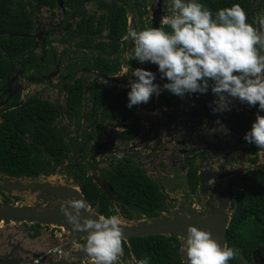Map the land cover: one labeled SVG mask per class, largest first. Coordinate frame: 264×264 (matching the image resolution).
<instances>
[{
	"label": "flooded vegetation",
	"instance_id": "af4514ba",
	"mask_svg": "<svg viewBox=\"0 0 264 264\" xmlns=\"http://www.w3.org/2000/svg\"><path fill=\"white\" fill-rule=\"evenodd\" d=\"M255 1L257 0H253V6ZM198 2L204 3L203 0ZM171 5L172 0H0L2 74L5 69L3 76L0 75V125L9 122L15 124L30 105L48 103L55 109V117L52 119L55 134L51 136V140L59 137L68 143L70 149L64 164L58 170L59 175L63 177V174H66L63 177L65 181L75 182L73 171L80 164H86L88 176L93 179V175H96L110 186L108 180L119 167L144 168L153 179L148 168L140 163L138 156H141L139 153L141 146L145 148L144 155L154 156V152L158 151L156 145H151L157 136L156 133H151L156 132V129L151 127L149 129L148 125L153 123L158 125L157 118L161 120V116L171 123L175 122V113L180 112L186 122L206 118L224 123L232 131L225 115L231 111L242 114L238 111L242 105L239 99L231 101L227 114L225 111L213 112L217 97L211 95V88L204 94L186 93L183 97L174 95L163 90V85L168 81L162 78L157 64L151 62L141 64L137 59L131 58L134 55L132 51L134 42L131 38L124 40L123 37L130 29L141 31L145 28L161 27L162 16L171 15ZM123 16L127 19V28L119 37L122 32L115 30L117 24L114 20ZM251 16L255 18L257 27V22L264 17V4L255 6ZM163 27L165 31H171L169 26ZM14 38L22 47L19 54L15 53ZM111 65L116 66L117 70L109 73ZM137 67L155 73L154 83L160 85L162 90L159 96L154 93L148 103L129 108L127 106L129 81L135 79L131 73ZM111 77L117 78V81H113ZM248 109L254 111L253 106ZM249 110L246 115L252 116L253 113ZM143 125H146V135L152 137L149 143L140 144ZM212 127L213 125L209 126ZM185 133L187 131L181 132ZM31 134L27 132L24 136L31 140ZM174 138L175 135L168 144L171 147L179 146L178 150L167 148L166 152L190 157L202 153L194 141L179 143ZM110 139L111 141L124 139L131 143L128 148L111 149L108 148L110 144H107V148L104 149L105 143ZM186 145L188 146L185 147ZM227 150L229 149H216L219 153ZM245 150L253 153V145L249 144ZM116 153H124L123 158L117 159ZM221 167L230 170L244 168L240 177L235 176L239 182L248 171L244 166L222 165L219 169H211L221 170ZM189 169L183 175L188 177L191 186ZM199 172L197 182L193 177L194 183H197L195 191L191 187L189 193L188 188L183 190L181 185H177L174 190L182 189L186 192V199L195 193L202 199L209 196L213 190L212 182L219 179L210 181L203 187ZM45 176L25 178L30 182L28 184L35 183V187L29 189H40L42 183L36 184V180ZM47 182L51 185L49 179ZM68 187L81 191L78 185ZM222 197L226 212L232 209L235 195L231 198L225 194H218L213 197L215 203H209L211 213L213 208L219 207ZM113 202L115 205V201ZM120 203L121 198L119 205ZM46 204L38 203L36 210L41 211ZM192 213L196 214L195 211ZM120 215V218L127 220L122 210ZM54 231L58 230H53V233ZM60 232L63 233V230Z\"/></svg>",
	"mask_w": 264,
	"mask_h": 264
},
{
	"label": "clouds",
	"instance_id": "9594fccd",
	"mask_svg": "<svg viewBox=\"0 0 264 264\" xmlns=\"http://www.w3.org/2000/svg\"><path fill=\"white\" fill-rule=\"evenodd\" d=\"M258 24L259 28L248 22L238 3L220 9L214 17L198 0H172L171 15L162 16L161 27L130 29L123 39L134 42L132 59L158 65L162 78L168 81L163 90L183 97L186 93L204 94L211 88L217 96L213 112L229 110L235 99L250 106L258 104L256 120L244 139L264 148V115L260 114L264 111V17ZM131 75L135 79L129 81V108L148 103L154 93L160 95L155 73L137 67ZM116 158L122 159V153H116ZM86 210V202L75 198L62 209L76 231L87 232L85 247L93 264H116L124 255L120 217L100 214L81 220ZM182 251L186 264H229L238 254L227 243L221 247L210 231L196 224L188 226ZM138 264H149V258Z\"/></svg>",
	"mask_w": 264,
	"mask_h": 264
},
{
	"label": "trees",
	"instance_id": "16d2710c",
	"mask_svg": "<svg viewBox=\"0 0 264 264\" xmlns=\"http://www.w3.org/2000/svg\"><path fill=\"white\" fill-rule=\"evenodd\" d=\"M203 4L212 11L213 16L222 8L240 4L247 13L249 23L255 26V18L251 16L255 10L253 0H203ZM115 30L126 31L125 16L114 20ZM123 32L118 36L121 37ZM15 53L19 54L22 47L14 38ZM17 43V44H16ZM4 69V68H3ZM116 66L109 68V73L116 71ZM0 69V75L3 76ZM211 83V81H210ZM191 101V99H190ZM259 110V105L253 106ZM264 115V111H260ZM55 109L47 104L30 105L27 112L22 114L15 124L0 125V174L19 179L38 178L42 175L56 173L69 155V146L64 140L56 137L52 127ZM230 129L246 144L245 134L251 130L252 116L235 114L233 111L226 115ZM31 132L32 139L27 140L24 134ZM253 163L258 162L261 149L254 143ZM87 165L80 164L73 171L74 181L80 187L86 202L92 209L103 216L118 215L121 210L124 217L130 221L144 218H157L170 209L171 199L167 191H161L160 186L147 174L144 168L138 166L119 167L110 177L116 194L121 198L119 208L109 197L101 192L93 179L87 175ZM248 170L240 178L239 187L232 202V214L229 220L226 243L238 250L237 256L229 264H247L253 262L257 252H264V163L252 174ZM198 170L189 169L191 187L197 189ZM5 204L11 201L5 192H1ZM35 225V224H34ZM36 225H41L36 223ZM182 238L178 234H158L136 236L124 239V254L136 259L149 258V264H186L182 254ZM253 264H255L253 262Z\"/></svg>",
	"mask_w": 264,
	"mask_h": 264
},
{
	"label": "rangeland",
	"instance_id": "374dc122",
	"mask_svg": "<svg viewBox=\"0 0 264 264\" xmlns=\"http://www.w3.org/2000/svg\"><path fill=\"white\" fill-rule=\"evenodd\" d=\"M264 4V0H257L255 1V6H261ZM211 95L215 96L212 91ZM237 99L233 100L236 101ZM248 108H251L250 105L246 103H242L241 107L239 108V113L246 114L248 113ZM253 115L252 120L253 122L256 120L258 109L253 108ZM227 114L228 112L225 111ZM175 113V122L168 123V121L165 120L163 116H161V120L157 118L159 121L157 122L158 125H148L149 129L150 127L153 129H156V132L151 134H157L156 139L152 140V146H155L158 148V151H155V155H148L145 154V148L144 146H141L139 153H141V156H138L140 159V163L148 168L149 173L151 176L157 177L160 175L165 176H182L183 174H186L189 168L197 169L198 171L202 169H219L220 166L225 165L227 167H240L244 166L247 170H250L255 167V164L257 163H264V150L261 149L258 156V162L253 163L252 158H254L256 155L253 153L246 152V148H248L249 144H246L240 140L238 135L228 129L226 124L221 122H216L215 120H208L206 118L200 119L198 121H191L186 122L185 118H182L183 115L178 112ZM226 116V115H225ZM177 120V121H176ZM210 125H213L212 128H209ZM125 126V125H124ZM142 136L139 139L140 144L149 143V139L152 136L146 135V125H143L142 127ZM72 131V130H71ZM187 131L185 134H181V132ZM178 134V136H176ZM175 135V141L176 142H182V141H188L190 140L191 143L194 141L198 148L201 149L200 155H194V156H182V155H176L171 154V152H166L167 148H173L176 151L178 150L179 146L171 147L169 146L168 142L171 140V137ZM170 137V138H169ZM130 141L124 140V139H116V140H109V142L105 143L107 148V144H110L108 148H122L126 147L128 148V145L130 144ZM133 143V142H132ZM173 144V142H171ZM186 145L185 147H187ZM102 148V149H103ZM217 148H226L229 149L223 152L216 151ZM144 149V150H143ZM244 149V150H242ZM121 150V149H120ZM124 153H122L123 155ZM66 174H63V177H65ZM61 175H59L58 171L52 175L41 177L40 179L36 180V184L38 182L40 183H48L47 180H50L51 185H65V186H76L77 184L73 182L72 180L65 181ZM5 177L3 175L0 176V183L5 182ZM23 181L21 183L28 184L30 183L26 179H22ZM213 183V190H211V193L209 196H206L205 198H201L198 193H195L192 195L189 199H186V192H183L182 189L178 188L176 190H167L169 198L171 199V205L170 209L166 212H164L160 217L157 218H144L137 221H130V220H124L121 219V224H125L127 227H138V228H145L151 224H168V223H177L178 218H184V217H194V223L196 225L204 224L207 219L211 217V209L209 203H215L213 200V197H215L218 194H225L228 197L234 198V195H236L238 187H239V180L235 176H227L223 179H219L217 181L212 182ZM38 187V186H37ZM6 195L9 197L12 204H10V207L12 208H23V209H37L36 206L38 203L43 202V193L39 188L27 189V190H13L5 192ZM74 199V198H72ZM67 200L66 202H69L70 200ZM81 199V198H79ZM84 200V198H83ZM85 201V200H84ZM64 202H55L51 201L44 205L41 211L54 209L57 211H62L63 208L67 206V203ZM87 204V210L84 211L82 216H88L93 211L91 207ZM3 195L0 192V206H6ZM63 205V206H61ZM195 208V209H193ZM232 210L230 209L227 212V220L230 219ZM192 211H195L196 214H193ZM197 211H201L198 212ZM191 213V215L189 214ZM160 221H159V220ZM26 222V221H25ZM24 223V221H15V220H3L0 222V226H2L3 231L2 232H11L12 227L15 224H21ZM34 224V222H32ZM36 224V223H35ZM41 225H38L40 227L46 226L47 228H50L49 226H55L53 230H65L66 227L63 226L60 223H57L55 221L50 222H42ZM44 224V225H43ZM49 225V226H47ZM123 226V225H121ZM52 235L55 236L57 232L54 231ZM61 233V232H60ZM184 237H182L183 240ZM77 247L76 244H73ZM80 246H82L80 244ZM183 257L186 262V254L184 251H182ZM58 256L60 253L58 252ZM91 258H84L83 260L79 261V264H84L90 262ZM93 260V259H92ZM82 262V263H81ZM255 264H264V252H257L255 254V260L253 261ZM251 261H247V264H253ZM89 264V263H88ZM116 264H137L136 259H134L132 256L129 255H123L120 257Z\"/></svg>",
	"mask_w": 264,
	"mask_h": 264
},
{
	"label": "water",
	"instance_id": "95a60500",
	"mask_svg": "<svg viewBox=\"0 0 264 264\" xmlns=\"http://www.w3.org/2000/svg\"><path fill=\"white\" fill-rule=\"evenodd\" d=\"M155 25L157 24L155 23ZM257 27L259 28L258 22H257ZM111 79L113 81H117V78L115 77H111ZM158 83H160V81H158ZM249 112L253 113L252 110H249ZM262 165L263 163L255 164V167L252 170V174L258 169H260ZM243 172H244V168L242 167L234 168L232 170L225 169L224 167H221V170L202 169L199 172V178L202 186L205 187L207 183L215 179H223L231 175L240 177V175H242ZM4 177H5V182L0 183V192H8L13 190H26L35 187V183L23 184L21 183L23 181L21 179L18 178L16 179L15 177H8L5 175ZM93 179L96 182V184L99 186L100 191L106 193L112 201H115L116 207L119 208L120 198L117 197L113 188L104 179H101L96 175H93ZM153 180L160 186L161 191L171 190L177 187V185H181V188L183 190H187L188 188L189 193H191V186L189 184L188 177L186 175L183 176L162 175L153 178ZM40 189L43 193L42 197L44 203H49L51 201H55V202L59 201L60 204V202L62 201L66 202L67 200L72 198H82V199L84 198L85 200L83 193L78 188L75 189L73 187H68L63 185H49L48 183H42L40 184ZM221 200L222 201L219 207L213 208L211 217L207 219L204 224L196 225V226L210 231L212 233L213 238H215L220 243L221 247H223V245L226 243L229 220H227V212L225 210V202L223 200V197L221 198ZM66 203L68 206L69 202ZM189 214L191 215V213ZM3 220H15V221H24V222L26 221L30 223L55 221L65 226L66 227L65 230H68L70 232V234L65 233L63 235V238L66 239L65 245H70V244L72 245L76 241H79V243L82 245V247L76 251L75 250L69 251L66 250V248L63 249L58 246L54 247L53 248L54 251L65 253L69 259V262H63V261L55 262L52 258H50L46 262V264H79L77 262L79 259L83 260L84 258H91L88 255L85 247L87 241V232L76 231L63 211H57L54 209L37 211L36 209L33 208H29V209L12 208L10 207V205H6V206H0V222ZM81 220H83V216L81 217ZM177 220H178L177 223L151 224L145 228L127 227V226H123L121 228L124 239H129L136 236L158 235V234H178L181 238L185 237L187 235V228L190 224H193L192 222L194 221V218L191 216L188 218L187 217L178 218ZM41 258H43V256H40L39 258H35L30 262H23L21 260L12 258L11 254H6L0 257V264H41L39 263V260Z\"/></svg>",
	"mask_w": 264,
	"mask_h": 264
},
{
	"label": "crops",
	"instance_id": "0c3cea01",
	"mask_svg": "<svg viewBox=\"0 0 264 264\" xmlns=\"http://www.w3.org/2000/svg\"><path fill=\"white\" fill-rule=\"evenodd\" d=\"M49 227L50 228L42 226L38 228V226L30 222H24L15 224L11 232H2L4 228L0 226V257L11 254L14 259L30 262L34 258L43 256V258L39 260L41 264H46L50 258L55 262H69L65 253L59 252L60 255L58 256V253H56L53 248L58 246L63 249L66 248V250L69 251H76L82 246H80L79 241L73 243L76 244L77 247L73 244L65 245L66 239L63 238V235L65 233L70 234V232L68 230H63V233L57 232L54 234L55 236H53L52 230L55 226ZM88 263L92 264L93 260L90 259Z\"/></svg>",
	"mask_w": 264,
	"mask_h": 264
},
{
	"label": "bare ground",
	"instance_id": "6f19581e",
	"mask_svg": "<svg viewBox=\"0 0 264 264\" xmlns=\"http://www.w3.org/2000/svg\"><path fill=\"white\" fill-rule=\"evenodd\" d=\"M82 199V198H81ZM90 216H93V217H99L100 215L99 214H97L96 212H92L91 214H90ZM53 222V221H52ZM121 225H123V226H126L125 224H121ZM123 226H121V227H123Z\"/></svg>",
	"mask_w": 264,
	"mask_h": 264
}]
</instances>
